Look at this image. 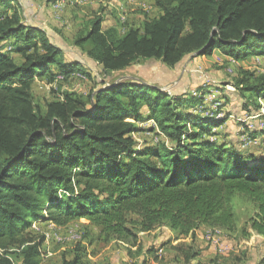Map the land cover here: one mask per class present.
Returning a JSON list of instances; mask_svg holds the SVG:
<instances>
[{
	"label": "trees",
	"instance_id": "16d2710c",
	"mask_svg": "<svg viewBox=\"0 0 264 264\" xmlns=\"http://www.w3.org/2000/svg\"><path fill=\"white\" fill-rule=\"evenodd\" d=\"M11 1L0 0V8ZM154 5L157 15L122 34L103 30L102 17H94L74 43L109 80L86 98L65 91L44 108L33 101V78L52 80V66L65 77L83 67L67 62L62 49L44 30L25 24L18 10L0 9V264H14L13 253L20 264H40L43 236L29 230L35 220L65 226L81 219L104 241H126L135 238L127 222L136 214L141 231L166 225L191 240L174 246L185 264L200 254L193 245L200 226L264 236V152L204 138L225 119L189 112L182 95L114 76L140 60L174 68L186 56L215 49L235 60L264 56V0H154ZM10 39L8 49L4 42ZM241 90L264 96V75ZM149 119L168 143H138L132 136L140 131L138 122ZM236 198L253 209L239 229ZM80 259L76 254L61 264Z\"/></svg>",
	"mask_w": 264,
	"mask_h": 264
},
{
	"label": "rangeland",
	"instance_id": "374dc122",
	"mask_svg": "<svg viewBox=\"0 0 264 264\" xmlns=\"http://www.w3.org/2000/svg\"><path fill=\"white\" fill-rule=\"evenodd\" d=\"M110 1L12 0L1 6L0 9L8 13L18 10L25 24L44 30L49 40L62 49L67 62L77 61L84 66L81 71H74L67 77L55 66L50 69L54 75L52 80L51 75L35 76L31 93L36 105L44 108L46 101L60 98L65 91H74L86 98L97 90L102 81L109 80L101 66L89 59L84 50L74 43L75 37L80 31L89 28L94 17H102L103 30L112 27L122 34L129 27L141 26L146 17L158 13L154 0H138L137 5L126 6V12L122 15ZM11 43L12 39L5 41L4 45L8 48ZM10 54L15 56L17 53L10 51ZM16 60L21 61L20 56H16ZM261 75H264V56L235 60L218 52L215 55L186 56L174 68L165 66L160 60H140L114 76L117 80H136L157 86L172 95L184 96L183 105L190 104L187 106L189 112L225 119L220 126L213 127V135H202L204 138L255 153L264 152V96L255 98L241 89ZM244 77L246 82L240 80ZM255 101L261 105L258 109L253 108L252 103ZM244 103L248 104L247 109L243 108ZM138 126L140 131L132 134L138 143H168L152 122L144 120L138 122ZM152 126L154 132L148 131ZM188 128L194 129L190 122ZM234 209L239 229L253 209L241 198L235 199ZM138 221L136 214H129L127 226L135 238L126 241H104L98 236V229L91 227L88 231L84 226L86 221L81 219L55 227L49 221L36 220V226L31 224L29 230L43 236L40 264H61L63 259H71L76 254L81 256L79 264H131L140 263L143 259L147 260V264H150L151 259H155L157 264H182L181 253L177 251L178 254L174 245L170 244L177 234L170 233L166 225H158L149 232L141 231ZM178 243L176 245L190 242ZM161 246L163 252L157 255ZM10 256L14 264L20 263L14 253ZM240 259V264H264V252L255 250L254 254ZM202 261V264H215L213 259Z\"/></svg>",
	"mask_w": 264,
	"mask_h": 264
},
{
	"label": "crops",
	"instance_id": "0c3cea01",
	"mask_svg": "<svg viewBox=\"0 0 264 264\" xmlns=\"http://www.w3.org/2000/svg\"><path fill=\"white\" fill-rule=\"evenodd\" d=\"M141 3L144 4L143 1H141ZM218 52L220 51L215 49L212 54L215 55ZM221 55L223 54L221 53ZM16 56L19 55L16 54L13 57L16 59ZM82 67L84 66L82 65ZM218 230L219 231L217 232V235L214 234L216 231H214V229L211 227L200 226L196 230L193 244L196 246V248L200 249V254L197 258L201 259V261L196 259L188 264H196L194 262L197 261L202 264V260L205 259H213L215 264H235L237 262L240 264V258H243L246 255L254 254L255 250H257L258 253L264 252V236L257 234L250 229V235L248 237H241V235H238V231L236 233H228L222 229ZM171 232L176 234L175 231L170 229V233ZM210 234H214L215 237H218L216 243L211 240ZM180 241H187L191 243L189 238L177 235V237H175L173 241L170 242V244L176 246V244ZM168 243L169 241H167V244ZM161 249L163 251V246H161ZM182 264L185 263L182 262Z\"/></svg>",
	"mask_w": 264,
	"mask_h": 264
},
{
	"label": "built area",
	"instance_id": "2783aa9c",
	"mask_svg": "<svg viewBox=\"0 0 264 264\" xmlns=\"http://www.w3.org/2000/svg\"><path fill=\"white\" fill-rule=\"evenodd\" d=\"M110 3L115 4L114 6H116L118 12L122 15L124 12H126V6L128 5H137L138 4V0H111ZM8 49H10V46H8ZM148 122H152L153 125L157 128L155 122L152 119H149ZM36 221V220H35ZM33 221L32 222V226L35 227L36 226V222ZM50 222V221H49ZM54 227L57 226L55 224H53L52 222H50ZM214 234L217 235V232L219 231L218 228H213ZM214 234H210L211 240L216 243L218 240V237H215ZM162 249L161 247H159L158 251L156 252L157 255H160L162 253ZM1 253V250H0ZM41 253V251H40ZM41 255V254H40ZM20 264V263H19ZM150 264H157V262L155 261V259H152Z\"/></svg>",
	"mask_w": 264,
	"mask_h": 264
},
{
	"label": "water",
	"instance_id": "95a60500",
	"mask_svg": "<svg viewBox=\"0 0 264 264\" xmlns=\"http://www.w3.org/2000/svg\"><path fill=\"white\" fill-rule=\"evenodd\" d=\"M198 52H199V51H198ZM198 52H197V53H198Z\"/></svg>",
	"mask_w": 264,
	"mask_h": 264
}]
</instances>
